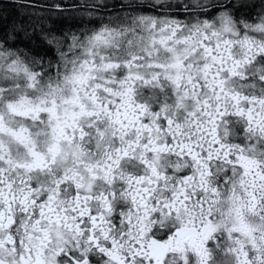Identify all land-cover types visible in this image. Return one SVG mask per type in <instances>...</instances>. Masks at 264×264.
<instances>
[{
	"label": "snow or ice",
	"instance_id": "1",
	"mask_svg": "<svg viewBox=\"0 0 264 264\" xmlns=\"http://www.w3.org/2000/svg\"><path fill=\"white\" fill-rule=\"evenodd\" d=\"M0 264H264V0H0Z\"/></svg>",
	"mask_w": 264,
	"mask_h": 264
},
{
	"label": "trees",
	"instance_id": "2",
	"mask_svg": "<svg viewBox=\"0 0 264 264\" xmlns=\"http://www.w3.org/2000/svg\"><path fill=\"white\" fill-rule=\"evenodd\" d=\"M64 2L67 3V4H72V3L77 2V0H64ZM111 2H116V0H111ZM8 10L12 11L11 7H9Z\"/></svg>",
	"mask_w": 264,
	"mask_h": 264
}]
</instances>
